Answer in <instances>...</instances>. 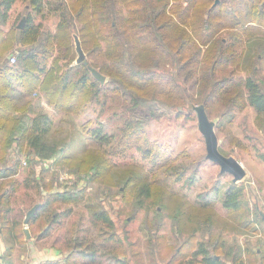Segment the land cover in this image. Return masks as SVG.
<instances>
[{
    "label": "trees",
    "instance_id": "16d2710c",
    "mask_svg": "<svg viewBox=\"0 0 264 264\" xmlns=\"http://www.w3.org/2000/svg\"><path fill=\"white\" fill-rule=\"evenodd\" d=\"M16 1L0 0V181L18 172L14 164L20 159L8 163L6 157L15 145L22 152L26 146V154L54 160L56 164L74 160L73 156L87 150L74 128L52 141L48 138L53 117L44 109V103L57 112L79 114L86 102L115 99L128 112L119 129L108 132L106 124L99 121L95 127L86 123L85 132L116 154H125L123 147L128 146L152 154L155 143L151 144L148 136L149 122L164 111L183 112L188 97H193L186 82L192 81L195 71L202 70L204 78L198 90L202 93L197 97H203L200 104L210 106L213 97L234 83V68L240 66L235 62L240 55L236 48L243 40L242 34L252 29L264 30V0H57L53 8L60 20L55 32H42L29 14L25 26L13 35L5 26ZM31 3L37 12H42L45 4L52 5L51 0ZM74 32L84 51L97 60L74 64ZM12 53L18 56L15 63L11 62ZM88 64L97 67L109 80H97ZM233 64L236 65L230 69ZM241 80L237 84L245 88L248 103L257 113L264 114L261 84L251 75ZM101 150L103 153L89 166L91 178L103 172L105 176L108 171V151ZM159 156L154 157L153 166L157 168L162 167L156 158ZM74 168L86 171L80 165ZM85 191L51 192L41 199L30 224L38 222L42 214H46L49 228L63 223L61 217L71 215L73 207L60 213L59 205L86 203L89 198ZM142 193L146 198L151 196L149 184L142 188ZM245 195V188L234 182L226 190L222 205L238 211L243 208ZM12 196L8 189L0 193V222L11 224L9 235L17 239L15 227L20 221L9 220L12 208L8 199ZM90 218L91 226L79 220L73 222L70 232L67 230L65 261L47 259L39 264H132L129 255L137 251L121 244L123 239L107 210L93 209ZM202 224L214 228L213 214ZM91 227L97 229L93 237L89 234ZM47 234L45 229L39 237ZM207 239L212 242L213 234L208 233ZM188 242L187 249L177 250L166 264H230L220 253L212 252L205 239ZM5 264L13 262L8 259ZM260 264H264V256Z\"/></svg>",
    "mask_w": 264,
    "mask_h": 264
},
{
    "label": "rangeland",
    "instance_id": "374dc122",
    "mask_svg": "<svg viewBox=\"0 0 264 264\" xmlns=\"http://www.w3.org/2000/svg\"><path fill=\"white\" fill-rule=\"evenodd\" d=\"M51 1L52 5L45 4L42 12H37L31 0H17L5 29L13 31V35L18 34L22 29L19 24L25 17V26L31 14L42 32H55L60 15L53 8L57 0ZM242 35L243 40L236 48L240 55L235 60L240 66L235 67L232 74L236 81L228 84L227 91L222 90L213 97L206 109L210 118L216 119L221 152L235 156L246 169V175L237 182L246 190L243 208L235 211L223 207V196L234 184L233 175L221 172L220 165L206 156L205 137L199 129L194 109L202 103L199 99H203L197 97L202 93L198 91L204 79L202 70L197 69L192 81L186 82L193 97H188L183 112L164 111L159 118L149 122L148 136L151 144L155 143L152 154L134 146L123 147L126 151L123 155L116 154L85 132L86 123L95 127L99 121L106 124L108 132L119 129L128 112L125 105L115 99L86 102L80 107L79 114L57 112L53 106L44 103V109L53 117L48 138L52 141L65 135L67 129L74 128L79 133L80 144L87 145V150L73 156L71 159L74 160L56 164L54 160L26 154V146L23 152L16 145L10 149V155H6L8 163L19 158L14 164L18 172L0 181V193L7 189L13 192L12 197L6 198L12 208L9 220L17 219L20 223L15 227L18 238L12 239L9 235L11 224L0 222V237L8 247L5 263L10 259L15 264H29L42 258L39 252L50 249L58 251L55 252L56 259L65 261L68 248L64 237L68 229L71 231L73 222L81 220L84 225L91 226L93 209H106L123 239L121 244L137 251L129 255L132 264H166L177 250L187 249L190 239H205L211 251L220 253L230 264H260L264 256V222L260 221V213L264 212V114L257 113L248 103L245 88L237 83L251 75L264 89V30L252 29ZM74 45L76 48V42ZM75 52L74 64L77 63V49ZM86 59L89 62L97 60L87 53ZM223 73L219 72L220 75ZM106 77L108 81L109 77ZM101 149L108 151L105 154L106 162H110L106 165L108 171L105 176L103 172V175L91 178L89 166L103 153ZM156 155H160L156 158L162 164L161 168L153 166ZM75 165L86 171L73 170ZM146 184L151 187L149 198L142 193ZM65 189H84L89 201L59 205L60 213L67 207H73V212L61 217L63 223L52 228H49L46 214H42L36 223H24L27 212L41 199L53 191ZM139 196H142L141 201ZM2 208L3 204H0V210ZM212 214L216 226L212 229L203 227L204 219ZM25 227L30 230V238ZM45 229L48 234L39 237ZM90 231L92 237L97 235V229L91 227ZM208 233L213 234L212 242L207 239Z\"/></svg>",
    "mask_w": 264,
    "mask_h": 264
},
{
    "label": "water",
    "instance_id": "95a60500",
    "mask_svg": "<svg viewBox=\"0 0 264 264\" xmlns=\"http://www.w3.org/2000/svg\"><path fill=\"white\" fill-rule=\"evenodd\" d=\"M219 1V0H217ZM25 17L19 24L20 28L24 27ZM76 37V49L78 52L77 62H86V53L82 47L80 38L78 35ZM89 69L91 70L92 74L95 76L97 80L101 83H105L107 77L104 73H102L97 67L88 64ZM194 109L197 113L198 117V126L200 131L205 137L206 143V150H207V158L218 163L221 168V172H229L233 175V181L238 182L243 179L246 175V169L235 156L233 155H225L221 152L219 147V137L216 133L215 126H216V119H211L207 109L204 104H198L194 106ZM39 204H35L28 212L25 217L24 223L28 224L30 222L31 217L34 215L35 211L37 210ZM264 216V213H263ZM25 233L27 237H31V233L28 227H25Z\"/></svg>",
    "mask_w": 264,
    "mask_h": 264
},
{
    "label": "crops",
    "instance_id": "0c3cea01",
    "mask_svg": "<svg viewBox=\"0 0 264 264\" xmlns=\"http://www.w3.org/2000/svg\"><path fill=\"white\" fill-rule=\"evenodd\" d=\"M6 249H7V247H6V243H5V241L3 240V238L2 237H0V264H5V261H4V258H3V255H4V253H5V251H6ZM55 252H58V251H55V250H48V251H41V252H39L40 254V256L42 257V258H40V259H35V261H32V262H30L29 264H39L41 261H43V260H47V259H50V260H58V259H56V257H55ZM61 254V253H60ZM44 258V259H43ZM13 264H15V263H13Z\"/></svg>",
    "mask_w": 264,
    "mask_h": 264
},
{
    "label": "built area",
    "instance_id": "2783aa9c",
    "mask_svg": "<svg viewBox=\"0 0 264 264\" xmlns=\"http://www.w3.org/2000/svg\"><path fill=\"white\" fill-rule=\"evenodd\" d=\"M16 61H17V55L13 54V55L11 56V62H12V63H15Z\"/></svg>",
    "mask_w": 264,
    "mask_h": 264
}]
</instances>
